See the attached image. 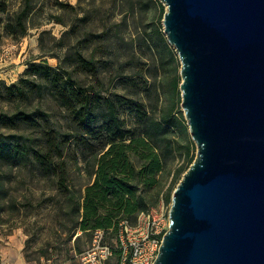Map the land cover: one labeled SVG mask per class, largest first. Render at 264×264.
I'll list each match as a JSON object with an SVG mask.
<instances>
[{"label": "rangeland", "instance_id": "obj_1", "mask_svg": "<svg viewBox=\"0 0 264 264\" xmlns=\"http://www.w3.org/2000/svg\"><path fill=\"white\" fill-rule=\"evenodd\" d=\"M22 1L0 0V112L7 118L5 122L0 119V133L9 146L26 145L30 151L25 159L0 160V243L7 233L21 229L27 259L47 257L50 264H80L77 254L89 245L93 232L82 234L74 250L72 231L67 230L65 218L58 217L68 210L64 192L57 189L55 174L31 154L45 145V131L51 128L63 150L61 157L53 158L52 170L59 158L65 160L66 185L81 193L90 181L85 167L90 157L85 134L50 92L48 80L27 73V67L43 61L56 67L60 57L64 71L82 89L122 94L143 103L149 115L168 120L164 143H169L173 152L159 174L157 191L158 201L162 197L169 206L165 194L179 181H175V172L185 164L187 149L191 156L196 155L180 105L179 86L173 89L169 84L176 74L180 77V62L177 54L176 61L171 58L158 38L166 8L161 0H32L27 32L14 37L4 23L21 8ZM78 51L97 60L96 76L79 66ZM14 83H19L24 93L7 97L4 86ZM120 111L128 126L140 127L141 115L134 104L125 102ZM97 113L95 129L101 124L102 108ZM89 140L97 148L102 144L100 139ZM115 240L113 230H104L106 243ZM117 261L115 255L110 264Z\"/></svg>", "mask_w": 264, "mask_h": 264}, {"label": "water", "instance_id": "obj_2", "mask_svg": "<svg viewBox=\"0 0 264 264\" xmlns=\"http://www.w3.org/2000/svg\"><path fill=\"white\" fill-rule=\"evenodd\" d=\"M196 155L151 264H264V0H161Z\"/></svg>", "mask_w": 264, "mask_h": 264}, {"label": "trees", "instance_id": "obj_3", "mask_svg": "<svg viewBox=\"0 0 264 264\" xmlns=\"http://www.w3.org/2000/svg\"><path fill=\"white\" fill-rule=\"evenodd\" d=\"M31 1L23 0L21 8L4 23L10 35L20 37L27 32L28 16L32 9ZM59 4L75 8L62 2ZM157 34L171 58L176 61L174 48L168 45L161 25L158 26ZM40 48L43 53L46 52L41 47V41ZM76 55L81 68L94 76L98 74L97 60L93 55L86 56L82 51H78ZM58 60L59 64L56 67L48 65L45 61L32 62L26 72L38 73L48 80L50 92L72 115L77 127L85 134L83 139L90 154L85 167L90 181L84 184L83 192L78 193L66 185L65 160L59 158L54 171L52 170L53 158L61 157L63 150L51 128L45 131V145L33 149L31 155L40 161L45 170L55 174L57 189L64 192L68 210L58 217L65 218L64 222L68 225L67 230L72 231L73 247L76 249V242L80 236L87 235L95 229H111L117 238L118 222L121 219L134 222L139 211L158 202V177L164 170L166 159L173 152V148L169 143H164L168 120L149 115L143 103L122 94L115 93L111 96L103 94L100 90L93 93L82 89L77 81L71 78L70 73L64 71V61L60 57ZM179 83L180 77L176 74L169 84L173 89H177ZM4 91L7 97L21 96L24 93L19 83L4 86ZM125 102L134 104L136 112L140 113V127L128 126L122 118L120 107ZM99 107L102 108L101 124L95 129L92 125L97 119ZM0 119L5 122L6 115L0 112ZM91 137L101 140L100 147L97 148L90 143ZM25 146L21 147L19 144L9 146L0 133V160L4 158L11 160L13 157L25 159L30 152ZM193 159L194 156H191L187 149L185 164L177 168L175 181L180 179ZM1 187L0 180V190ZM173 189L169 188L165 194L167 202L171 201L170 194ZM78 231L81 233L77 234ZM115 255L119 256L118 249L115 250Z\"/></svg>", "mask_w": 264, "mask_h": 264}, {"label": "built area", "instance_id": "obj_4", "mask_svg": "<svg viewBox=\"0 0 264 264\" xmlns=\"http://www.w3.org/2000/svg\"><path fill=\"white\" fill-rule=\"evenodd\" d=\"M169 208L164 199L137 213L134 222L121 219L115 243L104 241V230H93L89 245L77 254L80 264H110L119 250L116 264H151L169 224Z\"/></svg>", "mask_w": 264, "mask_h": 264}, {"label": "crops", "instance_id": "obj_5", "mask_svg": "<svg viewBox=\"0 0 264 264\" xmlns=\"http://www.w3.org/2000/svg\"><path fill=\"white\" fill-rule=\"evenodd\" d=\"M80 233V231L77 232V234ZM2 240L0 243V264H50L46 257L45 260L41 257L39 260H29L25 257V235L21 229L12 230L3 236Z\"/></svg>", "mask_w": 264, "mask_h": 264}]
</instances>
